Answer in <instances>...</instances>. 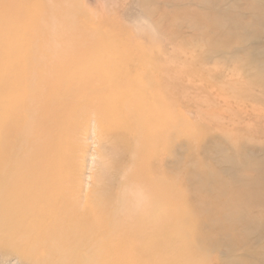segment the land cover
Returning a JSON list of instances; mask_svg holds the SVG:
<instances>
[{
    "label": "bare ground",
    "instance_id": "bare-ground-1",
    "mask_svg": "<svg viewBox=\"0 0 264 264\" xmlns=\"http://www.w3.org/2000/svg\"><path fill=\"white\" fill-rule=\"evenodd\" d=\"M54 13H71L73 20L70 46L58 57L48 53ZM259 17L264 21V13ZM112 23L78 14L70 0H0V261L202 264L198 254L218 217H226L217 228L220 237L224 225L243 224L235 238L264 218V211L251 210L256 199L229 185L221 187L230 196L215 199V187L203 204L202 181L193 186L195 205H187L178 168L161 166V151L178 132L170 116L178 104L165 95L166 86L156 89L145 76L141 81L154 105H146L144 95H112L126 55L116 39L123 31ZM253 79L264 85V71ZM91 121L99 140L108 136L109 146L85 190L77 173V141ZM188 131L197 135L194 128ZM130 166L151 187L157 211L154 218L117 223V175ZM228 204L239 208L227 210ZM195 213L207 214L196 231Z\"/></svg>",
    "mask_w": 264,
    "mask_h": 264
},
{
    "label": "rangeland",
    "instance_id": "rangeland-1",
    "mask_svg": "<svg viewBox=\"0 0 264 264\" xmlns=\"http://www.w3.org/2000/svg\"><path fill=\"white\" fill-rule=\"evenodd\" d=\"M105 5L113 11L105 13ZM70 8L95 20L111 21L123 31L116 39L126 55L113 96L144 95L146 105L152 104L150 90L141 81L145 76L156 89L166 86L165 95L178 104L170 114L178 132L161 151V166L165 164L168 171L178 168L181 190L189 195L187 205H195L193 186L204 181L203 204L209 203L212 189H219L217 200L230 196L221 187L229 185L251 202L256 199L253 213L264 211V85L253 79L264 71V21L259 17L264 0H70ZM138 12L154 23L155 34L137 36L130 31L127 22ZM173 72L177 75L168 79L166 73ZM193 128L197 135L190 134L195 136L192 139L188 130ZM101 138L91 121L77 141V173L85 190L91 176L101 171V151L108 150V136ZM195 214L194 231L207 218ZM225 218L213 222L211 239L198 254L202 264H264V218L241 238L235 237L242 223L224 225L220 237L217 228ZM0 264L18 262L12 258Z\"/></svg>",
    "mask_w": 264,
    "mask_h": 264
},
{
    "label": "clouds",
    "instance_id": "clouds-1",
    "mask_svg": "<svg viewBox=\"0 0 264 264\" xmlns=\"http://www.w3.org/2000/svg\"><path fill=\"white\" fill-rule=\"evenodd\" d=\"M105 13H111L113 7L105 5ZM71 13H54L48 21L51 34L48 53L52 57H58L70 46V35L72 27ZM127 26L130 31L137 36L155 34L156 26L144 13L138 12L132 17ZM157 206L155 195L143 179H141L134 169L128 167L121 171L116 183L112 202V215L117 223H130L137 220L154 218Z\"/></svg>",
    "mask_w": 264,
    "mask_h": 264
}]
</instances>
